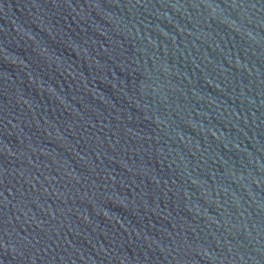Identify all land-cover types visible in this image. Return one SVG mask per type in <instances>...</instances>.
<instances>
[{"label":"water","instance_id":"95a60500","mask_svg":"<svg viewBox=\"0 0 264 264\" xmlns=\"http://www.w3.org/2000/svg\"><path fill=\"white\" fill-rule=\"evenodd\" d=\"M0 26L264 205V0H0Z\"/></svg>","mask_w":264,"mask_h":264}]
</instances>
